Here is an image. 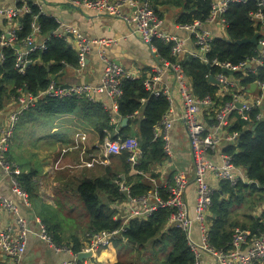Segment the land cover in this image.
<instances>
[{"label":"built area","instance_id":"1","mask_svg":"<svg viewBox=\"0 0 264 264\" xmlns=\"http://www.w3.org/2000/svg\"><path fill=\"white\" fill-rule=\"evenodd\" d=\"M42 0H32L40 14ZM73 8L83 14L106 15L124 22L133 36L139 37L150 48L156 65L144 80L145 89L150 95L164 97L170 103V111L164 116L162 122L156 128V137L165 143L164 151L167 158H173L174 149L171 139V130L177 120L184 122L187 136L192 148L195 168L196 204L193 216L189 213L186 202L188 181L184 174L174 176V183L168 186V197L164 199L158 193L148 194L141 198H133L126 183L119 178L116 183L122 192L126 193L132 203L128 219L148 218L160 209L172 211L170 223L181 229L187 236L188 244L195 256V264H205V257H211L217 264H263L264 263V231H254L237 227L233 231L230 248L217 249L211 243L210 214L213 204L214 187L209 183L210 176L222 182L227 181L232 185L244 183L249 185L252 181L247 177L245 170L237 167L233 157L221 152L220 162H214L211 154L218 151L221 144L222 132L232 124L231 117L239 112L245 119L249 113L257 107L264 105V82H258L257 88L261 89L260 98L256 102L244 101V90L238 82L224 70L244 72L248 66L264 64V2H259L260 11L254 14L258 22H262L260 28L259 44L263 50L258 59H252L240 65H232L229 62H221L215 59L212 65L218 69L215 76H208L211 81L214 78L218 84L215 97L211 95L200 99L193 90V84L188 76L183 60L192 57L205 64H210L208 54L212 51V44L217 36L225 37L227 32L226 13L233 4L246 3L247 0H212V9L206 22L197 21L191 24L175 23V32L167 28L165 18L154 7L152 0H64ZM32 15L33 10L28 4L21 7L0 8V19H3L7 29L0 37V64L6 59L5 50L16 51V68L20 74H25L27 68L33 63L32 55L45 52L52 37L65 39L76 51L78 56L77 71L81 73L89 64V55L94 47L98 48V58L102 64V75L99 83H73L65 84L52 80L48 88L37 95L28 90H19V96L15 99L16 107L4 121L0 122V183L7 184L11 193H0V212L11 214L15 218L18 232L12 229H2L0 226V257L7 264H23L27 253L28 238L30 233V221L22 215L21 207L28 209L32 220L39 227V237L47 247L56 254H67L72 257L70 261L58 264H78V257L82 253H95L111 246L120 236L125 226L115 231H91L85 234V244L80 253L54 241L49 233L47 225L34 212L29 192L23 187L20 177L22 171L11 161L10 151L17 126L27 112L35 108L41 101L47 99H86L90 102L101 103L110 114V126L113 131H107L106 137L99 145L104 151L105 157L112 158L129 154V162L139 165L143 157L140 141L135 136L123 138L120 135L122 117L119 111V101L124 95L125 81L141 78L136 70L126 69L115 62L109 49L118 44L114 39H94L87 37L75 26L65 24L55 18L58 28L49 36L42 35V27L39 16H34L31 33L26 38L19 36L22 30V17ZM178 17V16H177ZM177 20V19H176ZM219 29L220 34H215L214 29ZM162 42L168 48V56L163 55L156 42ZM144 77V76H143ZM228 94L232 99L226 101ZM182 105L179 118H176V104ZM242 103L243 107L238 108ZM213 113V127L211 129L205 123V116ZM5 115L3 110L0 117ZM264 119V111L259 113L257 120ZM227 143L236 142L238 134H229ZM227 146V145H226ZM96 163H108L103 158L94 160ZM142 174V173H141ZM143 174H145L143 172ZM121 206V204H119ZM125 224H127L125 222ZM124 224V225H125ZM199 230V239L195 238V229Z\"/></svg>","mask_w":264,"mask_h":264},{"label":"trees","instance_id":"2","mask_svg":"<svg viewBox=\"0 0 264 264\" xmlns=\"http://www.w3.org/2000/svg\"><path fill=\"white\" fill-rule=\"evenodd\" d=\"M154 7L160 4H170L180 10L176 22L178 24H191L197 21L206 22L212 9V0H152ZM259 2L264 0H247L246 3L233 4L225 17L227 20V32L225 37L217 36L212 44V51L208 54L210 64L202 63L192 57L183 60V66L190 77L195 95L203 99L209 95L216 96L218 88L207 78L215 76L218 69L212 65L215 59L221 62H229L232 65H240L252 59H258L261 55L258 48L252 44L237 45L236 42L244 39H252L260 34L262 22H258L254 14L260 11ZM28 4L33 10L32 15L22 17L21 38H26L32 31L31 26L34 16H39L42 27V35L49 37L57 28L55 18L40 14L37 6L32 0L20 1L18 6ZM182 9V11H181ZM264 16V10L262 11ZM2 32L0 31V37ZM263 36L260 35L259 38ZM160 52L168 56V48L162 42H156ZM5 61L0 64V112L7 106V101L16 99L19 90H28L29 93L37 95L48 88L55 81L60 82L59 77L65 66L77 67L78 56L71 45L62 38L52 37L45 52L32 55L33 63L27 68L25 74H20L16 68V51L5 50ZM146 76L125 81L124 95L119 101V111L122 119H129L126 127H121L120 135L128 138L132 123L139 125V133L136 137L140 141L143 157L139 165L133 166L129 160V154L121 156V163L117 164L116 174L96 179H84L76 188V196L85 208L87 222L86 230L91 231H115L125 226L120 234L117 246L129 244L138 248H147L152 245L156 263L154 264H195V256L188 244L186 234L170 223L172 211L160 209L150 217L132 218L124 225L123 219L118 217V212L112 207L120 204L127 198L116 183L121 174L128 175L134 171L151 173L156 165L163 164L167 160L162 139L156 137V128L162 122L164 116L170 111V103L164 97L150 95L145 89L144 80ZM241 88L250 87L258 82H264V64L252 65L251 69L237 72L233 77ZM232 99L228 94L226 101ZM264 111V105L257 107L249 113L245 119L239 112H235L231 119V126L227 129L229 134H238L235 143L229 142L224 149L226 154L233 157L237 167L245 170L251 184L238 183L232 185L230 182H219L213 193V204L210 216L211 243L217 249H228L232 241L235 228L240 225V215L243 206L249 203V199L255 194L264 196V119L257 120L259 113ZM76 114L90 122L99 130L102 140L106 137V130L113 131L110 126V114L101 103L90 102L86 99H47L41 101L35 108L25 115L31 117H47L49 115ZM256 127L254 130L253 128ZM122 171V173H118ZM118 173V174H117ZM37 172L23 174L20 181L29 192L31 200L38 197L39 185L36 182ZM142 177V176H134ZM132 178V177H131ZM135 184L126 180L133 198H141L149 194L150 188L143 179ZM62 207V206H61ZM59 207V208H61ZM49 206H44L41 219L47 225L49 233L59 245L70 247L75 254L82 251L83 246L79 238L74 235L70 237L73 245L64 244V239L57 235L58 224L52 223L51 218L46 215ZM39 209V208H38ZM62 209V208H61ZM65 209V208H64ZM44 211V212H43ZM45 215H44V214ZM58 210L56 211V214ZM248 222H243V229L264 231V212L255 219L246 213ZM251 221V225L250 224ZM248 223V224H246ZM241 227V228H242ZM120 255L121 251L118 250ZM162 258H159V256ZM122 258V256H121ZM0 264H5L0 259ZM80 262L78 264H84ZM116 264H144L141 262L119 260ZM264 264V263H263Z\"/></svg>","mask_w":264,"mask_h":264},{"label":"crops","instance_id":"3","mask_svg":"<svg viewBox=\"0 0 264 264\" xmlns=\"http://www.w3.org/2000/svg\"><path fill=\"white\" fill-rule=\"evenodd\" d=\"M20 1L25 0H0V8L14 7ZM41 3L43 13L46 16L60 19L62 23L77 27L87 37L116 40L118 44L109 49L112 59L126 69L136 70L141 75V78L150 74L151 69L156 65V60L148 45L139 37L131 35L128 27L121 20L106 15L83 14L64 0H42ZM155 8L165 18L167 28L175 32V23L180 10L173 9L178 15H173L172 10L165 16L160 11V7ZM7 26L11 28V25H7L3 19H0V28L3 31L7 29ZM213 31L215 34L221 33L217 28ZM102 69V64L98 58V48L94 47L89 55L88 67L84 71L79 73L77 68L65 66L59 80L64 85L73 83L97 84L100 81ZM252 86L245 87L243 93L244 101L242 102H256L260 98L261 89L257 88L253 90ZM181 111L182 105L178 102L175 108L177 119L181 115ZM8 115L9 113H6L1 116L0 122L4 121ZM50 118L54 119V126L51 131L44 128V122ZM205 123L209 129L213 127V113L205 116ZM21 125V132L19 134L17 132L13 138L10 159L23 174H29L33 171L37 172L38 197L33 198L31 201L34 212L39 217H41L40 212L45 205L49 206L48 209H50V212L48 210L46 212L49 218L50 215L56 214L57 210V214L60 211H64V214L65 211L68 213L72 212V200L73 196H76L75 191L78 184L84 179L105 177L108 172L110 175L115 176L117 172L115 162H118L117 164L121 163V156L108 159L105 157L104 151L99 147L102 137L99 130L94 126V122H90L76 114L31 118L25 115L21 121ZM26 128L29 129L26 133H29V135L25 137L23 130ZM138 133L139 125L132 123L129 135L137 137ZM170 134L174 149L173 158H167L163 164L156 165L151 173L143 174V171H134L128 175L121 174L122 180L124 182L129 180L135 184L136 181L141 182L140 179H143L150 188V194L156 192L162 198L167 199L168 186L174 183V176L178 173L184 174L188 181L186 202L189 213L193 216L196 204L195 168L192 148L184 122L177 120ZM220 135L223 141L218 146V151L211 154V159L215 163L220 162L221 152L224 151L228 144L227 137L229 135L227 132L224 131ZM102 158L107 160L108 163L94 162V160H101ZM21 160L26 161L25 164L20 163ZM35 164L39 165V170L35 169ZM118 173H122V171ZM139 175L142 177H134ZM219 182L210 176L209 183L214 189L218 187ZM0 193L7 195L11 193L7 184L0 183ZM56 193L61 195V200L56 199ZM120 204L121 206L113 204L112 207L118 212V217H121L125 224V222L129 221L128 214L133 205L128 198ZM58 206H62V209ZM262 208L264 209V205ZM244 209L246 208H242V211L245 213ZM21 212L30 221L28 247L23 264H58L72 259L70 255L56 254L51 251L46 243L40 239L39 227L33 222L30 211L21 207ZM244 213L240 215L241 221H244L246 218L243 216ZM259 217L260 215L254 216L255 219ZM0 226L2 229H12L15 233L18 232L15 218L9 213L0 212ZM82 233L83 231L81 230H78V232L64 230L63 235L60 236L64 239V244L73 245L70 237L76 235L79 238L80 244L84 246L86 232ZM56 234L59 235V233ZM194 234L195 238L199 239V230L197 228ZM119 260H121V256L113 243L99 252L92 253V257L86 260L84 264H116ZM204 260L205 264H217L214 259L208 256Z\"/></svg>","mask_w":264,"mask_h":264},{"label":"rangeland","instance_id":"4","mask_svg":"<svg viewBox=\"0 0 264 264\" xmlns=\"http://www.w3.org/2000/svg\"><path fill=\"white\" fill-rule=\"evenodd\" d=\"M159 7H160V11L162 13H164L165 16H167L173 9H176V7H174L170 4H160ZM181 11H182V9H181ZM172 14L178 15V13H176L175 10H173ZM15 107H16L15 99L7 101V106L3 110L4 114H6V113L10 114L11 112H13ZM22 119H21V121H22ZM21 121L19 122V124L17 126L15 135L17 134V132H18V134H19V132H21V129H22V127H20V126H22ZM53 126H54V119L50 118L44 122V128L46 130L50 129V131H51ZM27 131H29L28 128L23 130V135L25 137L29 135V133L26 134ZM25 162L26 161L21 160L20 163L25 164ZM117 163L118 162H115L116 165H117ZM35 165H36L35 169L39 170L40 169L39 165H37V164H35ZM55 195H56V199L61 200V195L59 193H56ZM249 200H250L249 203L247 205L243 206V208H246V209H244L245 213L250 215V216H253V217L255 215L261 216L264 212V209L262 208V206L264 205V196H261L259 194H255ZM72 205H73L72 212H70V213L65 211V214H64V211H62V212L60 211L59 214L50 215L52 223L58 224L59 235H63L64 230H68V232H71V231L78 232V230H81V231H83V233H85V232L87 233L86 226H87V222L89 219L86 217V213H85L86 210L84 208V205L78 199H73ZM49 210L50 209H48V211ZM249 219L250 218H245L244 221L248 222L247 220H249ZM246 224H248V223H246ZM242 225H243V222L240 219L239 227H242ZM248 225H251V221H250V224H248ZM117 241H118V239L114 242V245L116 246V249L120 250L122 253V255H120V253H119V255L122 256L121 260L132 261V262H141L144 264L156 263V260H155L156 257H155L154 249H153L152 245L147 246V248H138L135 246H131L129 244H122L120 246H117L118 245ZM159 258H162V256L160 255ZM0 259H2V258L0 257ZM4 262H5V264H7V261L4 260Z\"/></svg>","mask_w":264,"mask_h":264},{"label":"water","instance_id":"5","mask_svg":"<svg viewBox=\"0 0 264 264\" xmlns=\"http://www.w3.org/2000/svg\"><path fill=\"white\" fill-rule=\"evenodd\" d=\"M259 37H260V34H256L252 39H244V40H241V41L236 42V44L237 45L252 44V45L256 46L258 48V50L261 51V50H263V48L259 44ZM248 68L250 69L251 68V65H249ZM224 72L226 74H228L229 76H234L236 74L232 70H224ZM55 79H56V77L53 76V80H55ZM211 82L213 84H218V82L214 78H211ZM252 89L253 90H256L257 89V84H254L252 86ZM237 106H238V108H242L243 107V104L242 103H239ZM128 121H129V119H127V118L123 120V128L126 126V124L128 123ZM253 129L255 130L256 127H254ZM233 143H235V141H233ZM90 257H92V253H82V254L79 255L78 260L80 262H85Z\"/></svg>","mask_w":264,"mask_h":264}]
</instances>
